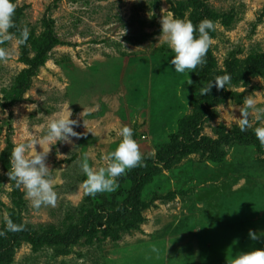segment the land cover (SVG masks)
<instances>
[{"label":"rangeland","instance_id":"rangeland-1","mask_svg":"<svg viewBox=\"0 0 264 264\" xmlns=\"http://www.w3.org/2000/svg\"><path fill=\"white\" fill-rule=\"evenodd\" d=\"M202 2L217 16L232 9L237 12L229 29L216 22L218 36L212 43L220 64L234 47L243 49L238 54L242 59L252 48L264 51V0ZM14 3V16L30 32V57L43 51L50 29L62 44L49 51L45 64L31 77L22 100L14 104L9 103V92L25 68L20 61L22 49L16 36L0 45L9 53L7 61L0 62V158L8 136L13 149L19 143L39 139L46 134L48 122L65 115L68 106L70 118L77 121L74 130L80 135L71 137V142L53 144L47 154L45 163L57 193L55 206L34 209L22 186L18 188L24 193L23 203L18 206L20 197L14 195L16 182L4 172L0 161V232L5 233L11 218L15 224L31 225L40 232L49 229L60 233L64 245H68L64 255H57L54 247L33 249L25 242L9 252L3 244L7 237L4 234L0 236V264H217V257L229 264L235 254L264 249V145L257 137L258 143L252 147L231 144L237 133L255 136L254 129L264 126V120L256 121L254 113L249 116L252 127L247 131L242 132L236 120L249 96L258 107H264V71L257 67L249 71L248 78L217 89L220 101L206 103V109L198 115L195 132L188 134L191 142L182 141L181 145L189 147L206 140L211 142L205 145L219 143L227 151L222 163H213L204 146L201 153L184 157L144 189L143 200L151 205L136 211L140 220L137 228L121 233L118 239L92 246L81 244L84 239L81 243H69L76 236V226L93 218L104 225L112 224L118 214L132 209L129 198L134 184L130 170L117 178V191L86 196L82 187L86 179L80 167L82 158L86 155L94 169L104 166L103 156L117 147V130L123 126L133 129V138L142 154L156 155L176 132L177 120L191 113L190 95L198 93L197 83L186 72H175L174 66L170 72L161 69L160 74L156 67L160 63L171 65L174 55L162 42L161 20L171 16L190 21L193 11H201V2ZM256 69L263 73L255 72ZM149 78L153 81L151 89ZM41 147L36 145V151L46 150L48 145ZM180 149L174 148L172 152L179 153ZM28 155L31 156L30 151ZM173 190L184 192L171 200L163 198ZM238 223H249L248 231L257 234L258 239H252L250 247L246 242L227 246L219 237L212 236L221 234L226 226L224 231L234 229ZM225 237L232 239L230 234Z\"/></svg>","mask_w":264,"mask_h":264},{"label":"trees","instance_id":"trees-1","mask_svg":"<svg viewBox=\"0 0 264 264\" xmlns=\"http://www.w3.org/2000/svg\"><path fill=\"white\" fill-rule=\"evenodd\" d=\"M197 2H201L198 8L201 10L200 12L193 11L191 13L190 21L194 25H198L202 20L209 19L215 23V30L211 31L209 34L211 36L210 47L205 57L206 63L203 66H198L193 72L189 73L186 71L187 75L189 74L191 80H194L197 83V87L200 89L202 86L206 85L210 81L214 80L219 76H223L224 74H230L231 81H239L240 79L248 78L250 74V70L253 67L260 68L264 71L261 66L264 64V51L256 50L252 48L244 59L239 58L238 54L243 51L241 47H234L230 51L227 52V55L222 61V64L219 63V60L214 54L213 43L218 36V26H216V22H219L221 26L225 29H229L234 22L235 12L233 9L230 13H226L221 16H217L210 11L207 3H203L202 0H196ZM262 16V15H261ZM260 16V17H261ZM15 21V28L10 29L11 33H14V36H19L20 32L23 28L20 26L18 18L16 16L13 17ZM50 29L49 34V42L44 47L43 51L39 53L36 57L29 56V48L26 44L21 45V57L20 61L25 65V68L21 71L20 75L16 78V82L13 85L10 93V104H14L20 102L22 100L23 93L25 92L27 86L31 81V77L35 75L38 69L45 64L47 61V54L49 51L56 45L62 44V41L57 37L53 31ZM196 36H199V33H195ZM29 40V39H28ZM244 52V51H243ZM161 54V53H160ZM170 54V53H169ZM173 54V52H171ZM156 68L158 69V73L162 71H169L170 67L173 65H167L166 63H160ZM263 71H259L256 69L255 72L263 73ZM155 72V69L152 73ZM254 72V73H255ZM252 74V73H251ZM256 74V73H255ZM155 75V74H153ZM170 73V77H171ZM175 77V76H174ZM153 84L152 78H149V87L151 89ZM217 88L213 86L210 94L201 96L199 94V90L197 94L190 95V102L192 105V111L189 114H186L177 120V130L170 136V141L165 143L163 147L158 149L156 155L151 153L142 154L144 157V162L142 166H138L130 169V178L133 180L134 188L130 194V202L132 205V209H125L123 212L118 214L112 224H102L98 222L96 218H93L91 221L87 223H82L76 226L75 229V237L69 243L79 241L81 243V239H84L81 244L92 246L95 244H100L108 239H118L121 233L127 232L133 228H137L140 222L139 215L136 211L143 210L148 208L151 205V202H145L143 200V191L144 189L151 184L154 179L161 175L163 171L170 170L176 164L180 163L181 160L190 155V154H198L201 153L204 146L209 150L208 157L209 159L216 164H220L223 162L227 155V151L222 149L221 145L210 143L205 145L209 140L205 142H198L193 144V146H183L182 141L187 139L191 142V138H189L190 132H195V126L198 124V115L201 110L206 109L205 105L213 104L219 102L222 98L221 95L217 94ZM6 148L4 150L3 155L0 158L2 168L4 172L8 175L11 172V153L13 151V145L10 140V137H7ZM235 145H244L247 147H252L257 145L258 141L256 140V136L253 134L247 133H237L233 138L231 144ZM175 144H177L175 146ZM181 145V146H180ZM181 148L179 153H173L172 150L174 148ZM157 157L159 161L154 159ZM14 195L20 197V201L18 202V206L23 203V192H20L19 188L15 186ZM184 191L173 190L168 192L163 198L165 199H174L179 194H183ZM134 209V210H133ZM15 223V220L13 221ZM243 224V223H241ZM23 230L21 231H8L5 229L6 238L4 239V245L8 246V251L11 252L13 247H16L22 243L30 244L33 249H41L46 246L54 247V251L57 255H64L68 252V245H64V238L60 233H57L53 230H45V231H37L31 225H23ZM237 241L242 245L246 242L248 245H253L252 238L249 234H246L245 238H243L242 233H238ZM9 244V245H8ZM5 246V247H7ZM218 261L222 259L220 257L216 258Z\"/></svg>","mask_w":264,"mask_h":264},{"label":"clouds","instance_id":"clouds-1","mask_svg":"<svg viewBox=\"0 0 264 264\" xmlns=\"http://www.w3.org/2000/svg\"><path fill=\"white\" fill-rule=\"evenodd\" d=\"M16 4L14 0H0V45L13 39L14 33L9 30L15 28ZM215 30V23L212 20H202L198 25L191 21L168 17L161 20V33L163 43L174 53L170 61L177 73H189L203 66L206 63L205 57L210 47V32ZM198 32L199 36L195 33ZM30 32L25 27L16 37L19 45H24L28 41ZM8 50L0 46V62L8 59ZM192 81L189 79L188 84ZM230 74H224L199 89V94L205 96L210 94L215 86L217 89H226L230 85ZM240 117L236 118L242 132L252 127L249 120L251 114H255L256 121L264 120V107H258L252 97H247L244 107L239 109ZM72 113L68 108L66 114L51 119L46 128V134L39 139H32L27 143L17 144L11 153V172L8 174L11 180L16 182L17 187H23L26 199L30 200L34 209H39L44 205L55 206L57 193L54 189V182L49 176V167L45 160L51 150V146L57 142H71V137H78L80 133L74 130L77 121L71 119ZM255 136L264 145V126L254 129ZM120 142L117 147L103 156L104 166L94 169L90 166L85 155L80 162L82 172L86 179L82 182L84 194L86 196H96L98 193H112L119 189L117 178L126 174L132 168L142 166L144 157L139 149V145L133 138V129L123 126L117 130ZM47 143L46 150L37 152L35 146ZM42 148V147H41ZM29 151L31 156L28 155ZM23 225L15 224L11 218L7 220L8 231H21ZM0 232V236L4 235ZM253 240L258 239L254 232L249 233ZM229 264H264V249H256L242 252L234 256Z\"/></svg>","mask_w":264,"mask_h":264},{"label":"crops","instance_id":"crops-1","mask_svg":"<svg viewBox=\"0 0 264 264\" xmlns=\"http://www.w3.org/2000/svg\"><path fill=\"white\" fill-rule=\"evenodd\" d=\"M241 225V226H240ZM249 225V223H243V224H241V223H238L237 224V226H235V228L234 229H232L231 227H229L230 229L229 230H227V231H224V230H226L227 229V226H226V228H223V229H221V227H219L220 229H221V234H214V235H212V236H215V237H219L220 238V240H223V242L227 245V246H230V245H232V244H237V245H242L241 243H239L238 241H237V235H238V233H242L243 234V238H245V236H246V234H249L250 232H251V230H249L248 231V226ZM242 226H246V229H243V230H240V229H238V228H241ZM243 231H245V232H248V233H245V232H243ZM227 234H230V235H232V239H226V237H225V235H227ZM235 234H237V235H235ZM250 236V235H249ZM249 247L251 246V245H248ZM248 248V247H247ZM248 250H249V248H248ZM235 256H238V255H236L235 254ZM228 257V256H227ZM218 258V257H217ZM229 258V257H228ZM230 258H233V257H230ZM216 262H217V264H224V262L223 261H218L217 259H216Z\"/></svg>","mask_w":264,"mask_h":264}]
</instances>
